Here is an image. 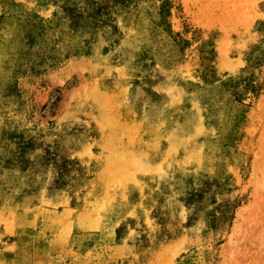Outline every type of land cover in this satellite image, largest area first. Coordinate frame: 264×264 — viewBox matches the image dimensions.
I'll list each match as a JSON object with an SVG mask.
<instances>
[{
	"label": "rangeland",
	"instance_id": "374dc122",
	"mask_svg": "<svg viewBox=\"0 0 264 264\" xmlns=\"http://www.w3.org/2000/svg\"><path fill=\"white\" fill-rule=\"evenodd\" d=\"M0 264H264V0H0Z\"/></svg>",
	"mask_w": 264,
	"mask_h": 264
},
{
	"label": "bare ground",
	"instance_id": "6f19581e",
	"mask_svg": "<svg viewBox=\"0 0 264 264\" xmlns=\"http://www.w3.org/2000/svg\"><path fill=\"white\" fill-rule=\"evenodd\" d=\"M102 99V98H101ZM105 100H107L106 97H104ZM97 102H99V104L102 106L103 105V101L102 100H98ZM100 117H103V111L101 109L100 111ZM193 121V120H192ZM197 123V122H196ZM160 126V125H159ZM113 128H115V126H113ZM198 129V125L194 123V127H193V124L186 130H184L181 134H178L176 139L174 140V144L175 146H177L178 144L182 143L184 141V139L186 138V135L187 136H191L192 134L190 132H194L195 130L197 131ZM194 137V136H193ZM192 137V138H193ZM195 139V138H194ZM115 143V141H114ZM109 144H112L113 145V142L110 141L108 143ZM118 145V144H117ZM109 147V146H108ZM128 163H130V165H128ZM115 170H122L123 173L125 172V175L123 177H121L120 179L122 181H125L127 180L128 178H134L135 174L134 172L137 170H142V169H146V167L144 165H142L141 163H139L138 161H135V164H133V161H124L121 159V161L115 165L113 167ZM83 211V210H82Z\"/></svg>",
	"mask_w": 264,
	"mask_h": 264
}]
</instances>
